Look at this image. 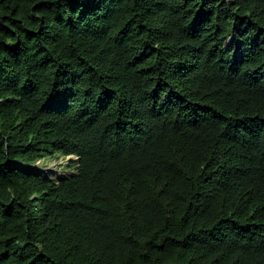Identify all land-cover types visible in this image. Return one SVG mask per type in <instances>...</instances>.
Here are the masks:
<instances>
[{"label":"trees","instance_id":"trees-1","mask_svg":"<svg viewBox=\"0 0 264 264\" xmlns=\"http://www.w3.org/2000/svg\"><path fill=\"white\" fill-rule=\"evenodd\" d=\"M0 264H264V0H0Z\"/></svg>","mask_w":264,"mask_h":264},{"label":"rangeland","instance_id":"rangeland-1","mask_svg":"<svg viewBox=\"0 0 264 264\" xmlns=\"http://www.w3.org/2000/svg\"><path fill=\"white\" fill-rule=\"evenodd\" d=\"M69 160H76V158L69 156L66 158L60 157L59 159H45L44 161H41L42 163L37 167L38 173H41L54 182H58L63 177L75 173V167L67 166Z\"/></svg>","mask_w":264,"mask_h":264}]
</instances>
